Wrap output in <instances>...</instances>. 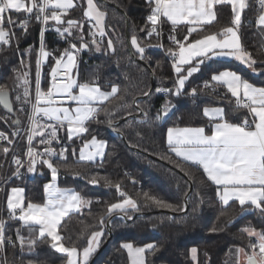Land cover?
Returning a JSON list of instances; mask_svg holds the SVG:
<instances>
[{
    "label": "snow or ice",
    "instance_id": "1",
    "mask_svg": "<svg viewBox=\"0 0 264 264\" xmlns=\"http://www.w3.org/2000/svg\"><path fill=\"white\" fill-rule=\"evenodd\" d=\"M146 3L149 6L146 25L137 30L143 37L132 33L127 42L129 56L146 62V68L150 67L145 54L149 45L142 44L141 40H150L153 36L161 39L164 26L169 25V46L163 43L156 46L164 48L166 59L171 58L176 78L172 87H156L155 93L163 92L177 98L190 94L197 99L198 90L193 88L186 92V82L201 71L202 65L216 57H232L247 65L254 74L264 75V58L257 59L242 44L241 30L245 27L246 11L251 9L250 0H146ZM259 3L255 24L264 34V0ZM102 7L103 0H0V48L14 45L19 51V41L27 35L30 25L40 26L39 47L29 46L21 51L11 82L0 84V105L6 110L5 114H0V123L11 129L10 133L0 131V142H3L0 146V161H3L0 163V188L3 189L4 206L0 211V250L5 254L9 248L19 247L23 252L26 245L31 251L46 243L55 253L62 254V264H88L104 235L105 220L101 218L98 230L91 231L82 250L77 244L65 246L58 232L62 220L73 211L80 212L91 201L53 183L59 175L56 162H66L69 153L78 152L80 162L102 163L107 142L98 139L93 124L119 129L117 117H120L125 122L128 119L151 121L155 127L169 115L167 104L154 114L151 108L141 107L147 102L145 98L153 94V89L147 86L139 97L131 99V107H126L129 93L117 83L110 81L105 88L99 77L87 81L79 79V53L84 50L100 52L103 50L101 43L108 51H115L114 40L105 26L107 13ZM224 8L229 9L227 24L212 31ZM77 9L78 18L74 16ZM50 28L68 47L51 52L46 49L44 36ZM261 55L264 57V53ZM45 64L48 65L46 74L43 72ZM45 75L46 87L42 85ZM210 81L214 82L212 93L228 100V104L204 107L202 114L207 121L202 126H173L162 130L161 145L165 154L160 158L185 174L189 168L202 169L206 180L201 182L216 186V195L223 206L236 202L241 213L254 208L264 217V86L249 82L227 68L215 69ZM208 87L205 83L204 88ZM221 89H226L223 95ZM10 95L16 102L15 111ZM229 111L233 113L232 120L228 119ZM61 130L63 136L59 135ZM76 141L81 142L79 148ZM45 169L51 176V182L43 185L46 201L26 200L25 188L14 186L13 181L22 180L25 172L35 174L39 171L43 175ZM91 183H96L95 177ZM106 183L111 182L106 180ZM115 187L122 199L111 203L107 214L115 213L121 219L133 220L130 213L138 211L137 200L120 191L118 184ZM185 195L187 197V193ZM144 196L158 208L188 212V199L181 206L148 193ZM191 211L197 208L193 206ZM13 221L22 222L28 237L18 229L14 230V236L9 235ZM241 234L247 237V244L229 249L245 258L237 259L236 264H264V223L249 224ZM122 248L127 250L132 264H148L146 253L158 250L154 244L134 247L132 243H124ZM190 251L196 259L198 249L193 247ZM0 264H8L6 255L0 258Z\"/></svg>",
    "mask_w": 264,
    "mask_h": 264
},
{
    "label": "trees",
    "instance_id": "2",
    "mask_svg": "<svg viewBox=\"0 0 264 264\" xmlns=\"http://www.w3.org/2000/svg\"><path fill=\"white\" fill-rule=\"evenodd\" d=\"M103 1L113 3L123 12L121 13L115 7L105 5L101 9L107 13L105 26L112 35L115 51H108L103 44L101 46L103 50L94 51L88 61H85L84 57H80L78 59V77L82 81L99 77L100 83L105 88L110 81L117 83L122 90L127 89L129 100L126 107H131L132 98L139 97L140 93L146 90V86L151 88V75L154 69L153 94L146 98L147 102L141 104V107L151 108L153 114L155 110L166 104L176 105L177 109L170 112L163 121L157 122L155 127L151 121L144 123L139 119L136 122L129 119L127 122L120 123L119 129H115L124 137L129 146L161 160L175 170L161 165L143 154L129 150L120 136L108 132L106 124H93L94 131L98 133V139L102 138L107 142L106 156L102 163L89 165L87 162H80L77 159V152L75 155L69 153L66 162L57 161L55 164L60 176L64 177L63 180L59 179V185L73 188L81 196L91 201V204L83 206L80 212L71 213L62 220L58 232L63 237V243L65 246L77 244L82 250V247L86 246V240L90 237L91 231L98 230L99 221L103 218L105 232L99 247L104 244L108 237L106 223L115 214H107V207L122 199L115 187L118 184L120 191H124L137 200L138 211L130 214L132 216L135 213L145 215L137 216L131 222H126L121 218L112 219L110 222L112 238L92 264H128L127 254L122 248L124 243H132L134 247L156 245L157 251L146 253L148 264H193L190 258V250L193 247L198 249L197 264H236L237 254L235 251L230 252L229 249L245 246L247 237L241 234V230L249 224L261 225L264 223V217H261L258 210L254 208L241 213L240 206L236 202H231V206H222L216 195V187L210 182H201L206 180V177L202 175L200 169L189 168L186 169L188 174H185L167 160L161 159L160 157L165 154V148L161 145V134L162 130H166L167 127L202 126L207 121L202 114L204 107L217 105L224 107L228 104V100H222L212 93L213 84L210 82V75L215 69L227 68L236 71L249 82L258 86H264V75L254 74L247 65L235 60H210L201 66V71L186 82V92H190L193 88L199 92L198 98L195 99L196 104H194V99L188 97L177 98L169 95L167 98L161 97L160 93H155L154 89L156 87H172L174 75L169 62L156 46L158 43L152 38L141 40L142 44L149 45L145 54L149 57L150 67L146 68V62L132 59L129 56L125 38L126 33H128V37L132 33L143 37V33H139L137 30L146 25L149 6L145 0ZM250 3L251 9L246 11L245 27L241 30L242 44L257 59H261L264 58L261 55L264 53V34L255 30V20L258 18L259 8L255 0H250ZM79 15L80 12L77 9L74 16L78 18ZM124 16L128 19L127 30ZM228 20L229 9L224 8L220 13L219 23H215L211 30L221 29ZM164 28L167 32L169 31V25H165ZM39 30V25H30L27 35L19 41V51L15 46L1 48L0 84L11 82L13 69L19 64L21 51L29 46L38 48ZM180 31H184L183 26ZM104 39L106 40L107 37ZM44 40L46 49L50 52L68 47L57 42L50 35H45ZM168 46L169 44L165 43V47ZM132 51L134 52V50ZM43 72L45 74L48 72L47 64L43 66ZM205 83L209 85L208 88H204ZM47 84L48 79L45 75L42 85L46 87ZM220 91L221 95L226 92L224 89ZM10 100L15 111L16 102L11 95ZM0 114H5L1 108ZM232 117L233 113L229 111L228 119L232 120ZM117 120L122 119L117 117ZM0 129H6L3 123H0ZM136 132H140V135L137 136ZM59 135L63 136L64 131L61 130ZM76 146L79 148L81 142L76 141ZM16 151L19 152L20 148H17ZM170 155L174 159H178L174 154ZM6 170L7 168H5ZM180 173L186 178H183ZM93 177L96 179L95 184L91 183ZM106 180L111 183H106ZM49 181L50 173L45 169L43 175L39 171L32 176L25 172L23 179L14 180L13 185L25 188L26 200L42 203V187ZM189 181L192 182L193 188L188 198L187 214L180 215L182 211L173 212L170 209L158 208L144 196V193H148L165 202L183 206ZM2 200L3 189H0V211H3L4 207ZM193 206L197 208V211H191ZM165 211L175 215H169ZM17 229L22 235L28 237V230L19 221L12 222L8 230L9 235L14 236V230ZM213 229L216 231L214 232ZM5 255L8 264H30V262L31 264H62V254L55 253L50 248V244L46 243L39 244L31 251L26 245L23 252L19 247L9 248L6 254L0 250V258Z\"/></svg>",
    "mask_w": 264,
    "mask_h": 264
},
{
    "label": "water",
    "instance_id": "3",
    "mask_svg": "<svg viewBox=\"0 0 264 264\" xmlns=\"http://www.w3.org/2000/svg\"><path fill=\"white\" fill-rule=\"evenodd\" d=\"M103 4L105 5V6H108V7H115L118 11H120L121 13H123L117 6H115L113 3H111V2H104L103 1ZM125 17V16H124ZM125 26H126V30H127V28H128V19L125 17ZM125 38H126V43H127V46H128V50H129V44H128V42H127V38H128V33H126L125 34ZM151 79H152V82H151V89H153L154 88V79H153V75H151ZM146 99V98H145ZM10 102H11V100H10ZM0 108L6 113V110L4 109V107H3V105H0ZM129 120V119H128ZM122 122H124V120L122 119V120H120L119 121V123H122ZM108 132L110 133V134H116V135H118V136H120V138L122 139V141H123V143L125 144V146L129 149V150H131V151H135V152H137V153H139V154H143L144 156H147V157H149L151 160H154V161H156L157 163H159V164H161V165H164V166H166V167H168V168H170V169H172V170H175L172 166H170V165H168V164H165L164 162H162L161 160H159V159H156V158H154V157H152V156H149L148 154H146V153H142V152H140V151H137L135 148H133V147H131V146H129L128 144H127V142L125 141V139H124V137L119 133V131H117L115 128H112V129H109L108 128ZM180 175L183 177V178H186L183 174H181L180 173ZM188 191H187V197H186V195H185V198H184V201H185V199H188L189 198V196L191 195V192H192V188H193V184H192V182H188ZM167 214H169V215H175L174 213H172V212H168V211H165ZM185 214V212H181L180 213V215H184ZM140 215H145V214H142V213H135L134 215H133V218L135 219L137 216H140ZM114 218H121L119 215H117V214H114V215H112L109 219H108V221H107V223H106V229H107V232H108V237H107V239H106V241L104 242V244L101 246V247H99L98 248V250L96 251V253L92 256V258H91V260L88 262V264H92L95 260H96V257H97V255L107 246V244L109 243V241L111 240V238H112V231H111V226H110V222H111V220L112 219H114ZM133 219V220H134ZM124 221H126V222H131V221H133V220H127V219H123Z\"/></svg>",
    "mask_w": 264,
    "mask_h": 264
},
{
    "label": "built area",
    "instance_id": "4",
    "mask_svg": "<svg viewBox=\"0 0 264 264\" xmlns=\"http://www.w3.org/2000/svg\"><path fill=\"white\" fill-rule=\"evenodd\" d=\"M255 3H256V5L258 6V8L260 9V3H259V0H255ZM148 14H149V11H148ZM147 14V15H148ZM90 27V26H89ZM255 30H258V28L255 26ZM45 35H50V36H52L57 42H59V43H62V44H65L64 42H63V40L57 35V33L53 30V29H48L46 32H45ZM167 36H168V32H167V30H165V28H163V36L161 37V39H157L155 36H153L152 37V39H154V40H156V42L158 43V44H160V43H163L164 44V46H165V43H168L169 44V41H168V39H167ZM97 39H101L100 37H97ZM39 40H40V37H39ZM66 45V44H65ZM12 46H14V45H12ZM68 46V45H67ZM100 46H103V43H101V45ZM3 47H6V48H9V47H11V46H3ZM39 47V46H38ZM159 48V50H160V52L163 54V56L166 58L167 57V53L164 51V48H160V47H158ZM0 50H1V48H0ZM93 52H94V50H84L83 52H81V53H79L78 54V59L80 58V57H84V60L85 61H88V58H90V57H92V54H93ZM86 55V56H85ZM167 61L169 62V64H170V66H171V64H172V60H171V58L169 57V58H167ZM171 69H172V67H171ZM172 71H173V75H174V80H175V78H176V74L174 73V70L172 69ZM160 96L161 97H165V98H167V94L166 93H160ZM184 97H188V98H190V99H193L192 98V96L191 95H181L180 96V98H184ZM194 104H196V101L194 100ZM168 107H169V113L170 112H172V111H175L176 109H177V106L176 105H173V104H170V105H168ZM5 125V124H4ZM5 127H6V129L5 130H2V129H0V131H6V132H11V129L7 126V125H5ZM3 144V142H0V145H2ZM2 163H3V161H2ZM47 170V169H46ZM58 173H59V170H58ZM34 175V174H33ZM59 179H61V180H63L64 179V177L62 176H60V173H59ZM0 189H2V188H0Z\"/></svg>",
    "mask_w": 264,
    "mask_h": 264
},
{
    "label": "crops",
    "instance_id": "5",
    "mask_svg": "<svg viewBox=\"0 0 264 264\" xmlns=\"http://www.w3.org/2000/svg\"><path fill=\"white\" fill-rule=\"evenodd\" d=\"M145 2H146V0H145ZM256 26V25H255ZM90 27H91V24H90ZM257 27V26H256ZM258 28V27H257ZM259 30V29H258ZM212 60H221V61H230V60H235L234 58H232V57H216V58H213ZM236 61V60H235ZM237 62H239V61H237ZM211 82V84H214V82H212V81H210ZM225 91H226V89H224ZM233 100H234V98H232ZM67 106V105H66ZM73 107H74V105H73ZM206 107H222V106H206ZM206 118V117H205ZM207 119V118H206ZM1 146V145H0ZM107 146V145H106ZM77 159H78V154H77ZM99 159V158H98ZM179 159V158H178ZM78 161H79V159H78ZM0 163H2V161H0ZM97 163H99V162H97ZM201 171H202V169H200ZM30 175L32 176L33 174H31L30 173ZM49 182H51V176H50V181ZM48 183V182H47ZM53 183H55L56 184V186L57 187H59V188H61V189H63V190H67V191H70V192H76L75 191V189H73V188H68V187H61L60 185H59V175H58V179H57V181H54ZM216 187V186H215ZM42 192H43V201H42V203H44L45 201H46V194L44 193V191H43V187H42ZM77 193V192H76ZM219 201V200H218ZM220 203V202H219ZM231 203V202H230ZM221 204V203H220ZM222 205V204H221ZM223 206V205H222ZM75 211H73V212H71V213H74ZM70 213V214H71ZM66 218V217H65ZM21 223V225H23L22 224V222H20ZM125 250V249H124ZM125 252H126V254H127V257H128V264H132V261H131V258H130V256H129V254H128V252H127V250H125ZM92 258V257H91ZM190 258H191V260H192V262H193V264H197V258L195 259V260H193L192 259V255H191V251H190ZM237 259H239V260H244L245 258L243 257V256H237Z\"/></svg>",
    "mask_w": 264,
    "mask_h": 264
},
{
    "label": "rangeland",
    "instance_id": "6",
    "mask_svg": "<svg viewBox=\"0 0 264 264\" xmlns=\"http://www.w3.org/2000/svg\"><path fill=\"white\" fill-rule=\"evenodd\" d=\"M101 239H102V237L100 238V243H101ZM100 243H99V245H100ZM101 247V246H100ZM98 248H99V246L97 247V249H96V251L98 250ZM96 251L91 255V257L96 253ZM91 257H90V259H89V261L91 260ZM197 258V257H196ZM193 259V258H192ZM193 260H195V259H193ZM236 260H237V258H236Z\"/></svg>",
    "mask_w": 264,
    "mask_h": 264
}]
</instances>
